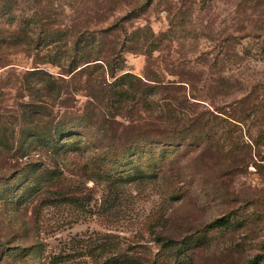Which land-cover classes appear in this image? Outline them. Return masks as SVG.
<instances>
[{
	"label": "rangeland",
	"instance_id": "1",
	"mask_svg": "<svg viewBox=\"0 0 264 264\" xmlns=\"http://www.w3.org/2000/svg\"><path fill=\"white\" fill-rule=\"evenodd\" d=\"M250 260L264 0H0V264Z\"/></svg>",
	"mask_w": 264,
	"mask_h": 264
},
{
	"label": "trees",
	"instance_id": "2",
	"mask_svg": "<svg viewBox=\"0 0 264 264\" xmlns=\"http://www.w3.org/2000/svg\"><path fill=\"white\" fill-rule=\"evenodd\" d=\"M149 28V26L148 25H144V26H142V27H137V28H135L134 30H132L131 31V34H133L134 36H135V39H140V38H138V33L143 29V30H146V29H148ZM137 37V38H136ZM145 38V36L143 35V39ZM74 42H76V39L74 40ZM150 43H152V41H150V42H148V44H150ZM77 48V47H76ZM74 50H75V48H74ZM78 57V55L77 56H74V54H73V56H70V58L68 59V61L66 62V67H65V71L66 72H70V71H72V73H74V72H80L81 70H82V68L86 65H82V66H80V67H78V68H76V63H77V61L80 59V58H77ZM104 65L106 66V67H109V69L111 68V66H110V62H109V60L108 59H106V60H104ZM76 68V69H75ZM126 73H128V72H122V73H120L118 76H117V79H119V78H121V77H124V76H126V75H128V74H126ZM51 82H53V81H51ZM46 85L47 86H49V89H51L52 88V84L51 83H46ZM53 88L55 89V86H53ZM121 89V88H120ZM122 90H125V89H121V91H119V92H117V96L119 97L120 95H122L123 93H124V91H122ZM221 221H222V218H215L213 221H212V223H221ZM249 264H254V261L253 260H250L249 261Z\"/></svg>",
	"mask_w": 264,
	"mask_h": 264
}]
</instances>
